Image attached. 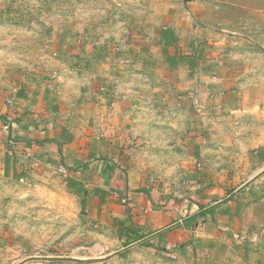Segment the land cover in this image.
I'll use <instances>...</instances> for the list:
<instances>
[{"label": "rangeland", "instance_id": "374dc122", "mask_svg": "<svg viewBox=\"0 0 264 264\" xmlns=\"http://www.w3.org/2000/svg\"><path fill=\"white\" fill-rule=\"evenodd\" d=\"M118 2L140 6L0 0V114L65 120L48 136L72 144L0 171V264H264V0L155 14L178 27L146 33L173 43L159 59L125 45L147 17ZM129 186L165 218H136Z\"/></svg>", "mask_w": 264, "mask_h": 264}, {"label": "crops", "instance_id": "0c3cea01", "mask_svg": "<svg viewBox=\"0 0 264 264\" xmlns=\"http://www.w3.org/2000/svg\"><path fill=\"white\" fill-rule=\"evenodd\" d=\"M189 0H140V6L135 5L132 6L127 2L121 3L119 6H117V9L115 10V13H121V14H129V15H139L142 17H147V21L145 22L142 18L141 26H140V38L137 39V41L133 39H126L125 45L133 48V47H141V48H158V54L155 55L157 59H159L161 56L159 53V49L163 47V45L167 42L168 44L173 45L171 43V40H168L163 35L159 36L156 33L155 36H149L146 34L148 31H151L154 28L160 29V31H164L166 34H170V36L177 31V26L171 24L173 22H169V24H163V28L161 22L160 28L159 24L152 26H149L150 20L153 19L155 14L158 15H170L169 12L171 7H175V9H178V12L176 15L182 16V17H191V12L189 9H187L186 3H188ZM142 3V4H141ZM118 10V11H117ZM172 15V14H171ZM161 16V17H162ZM165 19V18H164ZM172 18H169V21ZM160 21V18H157V22ZM173 25V26H172ZM135 26L131 21L125 22V30H134ZM193 29H190L192 31ZM152 35V34H151ZM135 60V59H133ZM142 77V74H141ZM122 90L116 91L115 93L117 95L121 94ZM40 107V106H39ZM99 108L104 110L103 106H100ZM115 108H111L113 110ZM46 114V113H45ZM45 114H35V115H27L28 121H18L14 118L8 117V116H2L0 114V171L7 175H20L22 171L31 172V169L41 168L43 169L44 164L47 166L50 164V162H53L57 160L58 157V150L62 151L60 143H64L65 147L63 151L67 149H72V144L66 143L63 138H60L59 135H57L56 139L58 141H53L49 138L48 133L52 135V131L46 128L47 126V118L50 121V124L52 123H58L62 125L65 120H56L55 122L53 119L49 118ZM98 121H104V117L102 115H98L97 117ZM68 122H71L69 117L67 118ZM11 124V128L9 131L4 130L5 124ZM105 124V123H104ZM103 125V122L101 123ZM113 126V125H112ZM50 127V125H49ZM84 135V133H81L80 136ZM79 137V136H78ZM77 148H79V145H77ZM100 151L105 152V148L103 146L100 147ZM68 165L76 168H80L81 166H77L78 164H75L73 162L72 158H67L65 161ZM92 165V164H91ZM134 188L129 186V195L127 197L128 202L132 206L135 207V209H138L139 211L136 212L139 216L136 218H146V221H148V224H152L153 218H165L163 213L154 212V201L150 199V197L145 193H136L133 192ZM158 226V224H156ZM154 228V229H153ZM153 230H157V228L153 227Z\"/></svg>", "mask_w": 264, "mask_h": 264}, {"label": "built area", "instance_id": "2783aa9c", "mask_svg": "<svg viewBox=\"0 0 264 264\" xmlns=\"http://www.w3.org/2000/svg\"><path fill=\"white\" fill-rule=\"evenodd\" d=\"M11 128V124L7 123L4 125V130L9 131Z\"/></svg>", "mask_w": 264, "mask_h": 264}]
</instances>
